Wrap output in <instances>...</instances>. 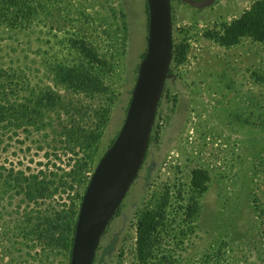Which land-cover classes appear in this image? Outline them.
Returning a JSON list of instances; mask_svg holds the SVG:
<instances>
[{
  "label": "rangeland",
  "instance_id": "374dc122",
  "mask_svg": "<svg viewBox=\"0 0 264 264\" xmlns=\"http://www.w3.org/2000/svg\"><path fill=\"white\" fill-rule=\"evenodd\" d=\"M258 1L201 10L172 1L174 57L153 139L95 264H264V44L219 42ZM148 23L146 0H0V264H70L82 199L124 124ZM91 67L111 93L100 128L103 96L61 75ZM49 94L62 106L52 108ZM41 99L51 107L38 115L46 126L26 124L28 104ZM71 120L99 128L80 181L83 153L61 134ZM37 182H52L50 192L36 193ZM161 212L146 249L147 219Z\"/></svg>",
  "mask_w": 264,
  "mask_h": 264
},
{
  "label": "water",
  "instance_id": "95a60500",
  "mask_svg": "<svg viewBox=\"0 0 264 264\" xmlns=\"http://www.w3.org/2000/svg\"><path fill=\"white\" fill-rule=\"evenodd\" d=\"M173 0H146V54L124 124L97 164L80 206L70 264H95L100 243L136 181L150 147L158 109L174 57ZM195 9L221 0H179Z\"/></svg>",
  "mask_w": 264,
  "mask_h": 264
},
{
  "label": "trees",
  "instance_id": "16d2710c",
  "mask_svg": "<svg viewBox=\"0 0 264 264\" xmlns=\"http://www.w3.org/2000/svg\"><path fill=\"white\" fill-rule=\"evenodd\" d=\"M224 32L222 36L219 37V42L222 46L225 47H232L238 45L243 39L249 38L254 42L262 43L264 44V0H260L254 4V6L248 10L245 11L242 16L232 23H226L223 26ZM88 58L92 61L96 62L95 55L88 53ZM105 67L110 66L108 62L105 61ZM63 69H61L62 71ZM108 71V70H107ZM105 71V72H107ZM74 72H67V70L62 71L61 75L63 77V81L67 82L72 85V87L75 90H87V93L89 97L93 98L95 93H99L100 96H103L105 99V105H103V109L101 112H94L96 116H98V122L95 128L102 125H106L109 119V107L108 103L111 102L110 99V88L106 87L105 85H102L100 81V77H98V70L96 68H89V69H81L80 75H74ZM84 75V76H81ZM78 76H81L83 78V81H78ZM16 75H9V78L14 79ZM61 82L63 83V81ZM48 102L49 105L52 108L58 107V105L62 106V100L60 97L56 98L55 96L48 95ZM26 111L29 113V118L26 119V116L23 117V121L27 124V121L29 124H35L40 127H45L46 124L44 123V116H38L39 113H46V111H50V108L47 104H44L42 99L39 101V105H31L28 104ZM40 108V110L38 108ZM72 106V109L75 110V105ZM89 109V108H88ZM86 109L85 111H87ZM25 113V114H27ZM101 115V116H99ZM76 113L74 112L71 117H75ZM100 117V118H99ZM38 121V122H37ZM73 126H71L68 131L65 127V132L61 133L67 137V139L70 140V143H73L74 147L70 148L72 153H74L75 156H78V154L83 153V159L79 161L78 167L75 170V179L74 180H81L82 177H84L85 172H91L90 167L93 164V159L97 151V147H95V144L98 141L99 137V128L96 130H82L79 124L76 121H72ZM98 134V135H97ZM153 139V136L151 140ZM78 146L80 150L79 152H76L75 147ZM85 154V155H84ZM43 174V173H41ZM51 176L54 175V173H50ZM22 178L25 182H29L32 179L37 180L36 177H25L24 174L22 175ZM79 180V181H80ZM74 182V181H73ZM54 183V182H53ZM52 182L44 183V182H37L38 188L35 191L39 194H44L50 192L49 186H51ZM169 201H167L165 204L167 205ZM195 214V209L189 208L188 216ZM162 212L159 214H150L148 217V225L145 226V229L143 230V233H145V237H148L143 241L142 246L148 249L150 246L149 243L151 242V239L149 236L155 231L157 224L155 221L156 219L160 218L162 219ZM159 220V219H158ZM76 227V226H75ZM75 234V229H74ZM73 245V241H72ZM144 251V250H142ZM148 254V253H147Z\"/></svg>",
  "mask_w": 264,
  "mask_h": 264
}]
</instances>
